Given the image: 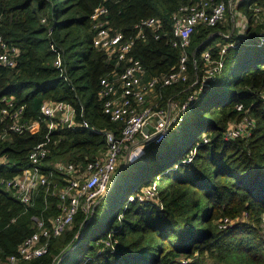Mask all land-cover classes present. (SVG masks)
Wrapping results in <instances>:
<instances>
[{
	"label": "trees",
	"instance_id": "trees-1",
	"mask_svg": "<svg viewBox=\"0 0 264 264\" xmlns=\"http://www.w3.org/2000/svg\"><path fill=\"white\" fill-rule=\"evenodd\" d=\"M195 1L107 0L106 19L126 37L137 34L135 27L144 19L162 21L160 39L147 30V38L133 48L148 76H160L177 69L182 58L172 46L171 17ZM100 3L0 0L2 36L19 49L15 67L0 66V112L5 99H12L15 107H24L26 121L40 120L44 103L63 101L76 109L78 122L90 125L50 128L44 121L0 140V156L7 161L0 165V264L38 231L35 219L51 229L62 204L59 196L40 188L32 204L25 205L2 180L31 168L30 153L42 145L48 154L41 173L62 186L67 176L57 164L84 167L96 161L108 149L105 130L118 134L121 127L104 114L99 96L101 79L123 66L93 44L91 15ZM237 10L246 18L243 33L235 30L224 37L231 26L229 31L222 23L199 26L187 49L188 80L159 91L165 101L194 93L200 86L193 85L196 76L205 66L203 53L210 50L217 60L223 46L236 44L227 50L217 80L197 94L184 123L173 127L162 143L148 145L141 156L119 166L113 187L92 213L79 210L72 225L48 240L44 255L18 264H264V43H258L264 32V0H241ZM58 56L61 65L56 64ZM238 105L248 110L256 127L248 138L226 140L229 127L245 115ZM10 122L0 118V132ZM195 149L193 161L184 163ZM156 179L163 209L128 200ZM226 219L232 225L220 228Z\"/></svg>",
	"mask_w": 264,
	"mask_h": 264
},
{
	"label": "built area",
	"instance_id": "built-area-1",
	"mask_svg": "<svg viewBox=\"0 0 264 264\" xmlns=\"http://www.w3.org/2000/svg\"><path fill=\"white\" fill-rule=\"evenodd\" d=\"M241 0H196L194 3L182 5L171 17L173 23L172 46L182 52L180 65L172 72L160 76H148L145 65L133 55V48L138 40L147 38L149 30L156 40L161 38L163 23L160 19L150 17L136 25L137 34L126 37L122 32L114 31L106 19L109 13L107 0H101L98 7L91 15L94 23L95 35L93 44L97 49L105 51L107 58L114 61L116 66H122L121 71L114 70L112 74L101 79L99 96L104 101L103 112L112 122L120 123L118 134L111 130H105L107 152L104 156L86 166H76L72 163L57 164L59 172L67 176L66 183L62 186L53 181L49 176L41 173L40 165L46 158L48 150L42 146H36L30 153L32 167L25 169L21 175L3 179L2 183L8 190L14 191L20 201L25 205L32 204L36 192L42 188L52 195L59 196L62 201L61 213L53 220V226L48 229L44 223L35 219L38 231L27 238L19 247L15 255L8 257L5 264H18L21 260L30 261L44 255L48 250V240L52 236H60L68 226L73 224L74 218L83 210L90 213L110 190L115 173L122 162L124 152L138 150L142 152L144 147L150 144L163 142L172 131L173 127L181 126L187 115L192 111L197 101V94L202 93L218 76L224 68V56L229 48H235V43H229L221 48L219 58H213L210 50L203 53L204 68L202 74L196 76L193 85L199 88L184 99L175 96L164 100L159 91L165 88L185 83L188 80L186 67L187 49L191 43V37L199 26L213 28L224 21L228 12ZM259 12V8H255ZM46 24V19L42 21ZM2 18L0 16V66L13 68L17 64L19 49L8 44L1 32ZM247 26V24H246ZM231 34L224 35L230 37ZM51 37V29L48 32ZM258 43H264V32H260ZM56 45L51 44L55 49ZM57 65L62 64L61 56L56 60ZM196 65V62H195ZM264 101V90L261 92ZM6 106L0 112L1 120L11 122L0 132V140H5L11 133L22 134L38 127L42 122H47L50 128L59 125L68 128H89L87 121L81 123L76 120V109L67 102H46L41 107V119L26 121L24 107H15L12 99H5ZM237 110L244 112V117L232 124L225 133L226 140L248 138L252 135L256 121L245 110L243 105H238ZM148 132L144 133V129ZM209 139L204 137L203 143ZM196 155V149L183 161L191 163ZM131 159V158H130ZM7 161L0 156V165ZM130 202L150 203L163 209L164 204L160 198L158 179L145 186L140 192L128 197ZM91 210V211H90ZM232 225L230 220L222 221L220 228ZM44 239V242L42 240ZM41 243V245H40ZM108 246L111 241H107ZM185 263V261H183Z\"/></svg>",
	"mask_w": 264,
	"mask_h": 264
},
{
	"label": "rangeland",
	"instance_id": "rangeland-1",
	"mask_svg": "<svg viewBox=\"0 0 264 264\" xmlns=\"http://www.w3.org/2000/svg\"><path fill=\"white\" fill-rule=\"evenodd\" d=\"M222 24H223V27L227 30V31H229V28H230V26H231V29H232V27L233 26H235V29H236V31L238 32V33H243V29H244V26L246 25V18H245V16L241 13V12H239L235 7H233V10H232V12L230 13V12H228L227 13V16H226V18L224 19V21L222 22ZM230 34H231V31H230ZM229 34V35H230ZM228 35V36H229ZM213 92V90L210 92V93H212ZM168 138V137H167ZM166 138V139H167ZM165 139V140H166ZM162 143V142H161ZM154 144H156V143H154ZM157 144H159V143H157ZM145 148L146 147H144L143 148V150H142V152L140 153V152H138V150H136V151H134V150H130V152H128L127 150L124 152V155H123V157H122V162H121V164H120V166L121 165H125V163H126V160H127V155H129L130 156V158H137V157H139V156H141L142 155V153L144 152V150H145ZM128 152V153H127ZM131 160V159H130ZM119 168V167H118ZM111 189V188H110ZM110 191V190H109ZM94 205H97V203H94ZM95 207V206H94ZM91 211V210H90ZM90 213H92V211L90 212Z\"/></svg>",
	"mask_w": 264,
	"mask_h": 264
},
{
	"label": "water",
	"instance_id": "water-1",
	"mask_svg": "<svg viewBox=\"0 0 264 264\" xmlns=\"http://www.w3.org/2000/svg\"><path fill=\"white\" fill-rule=\"evenodd\" d=\"M148 132V128H145L144 129V133H147ZM130 161V156L127 155V160H126V163H125V166L129 163ZM118 174L114 177L113 181H112V185H111V188L113 187L115 181H116V178H117Z\"/></svg>",
	"mask_w": 264,
	"mask_h": 264
},
{
	"label": "crops",
	"instance_id": "crops-1",
	"mask_svg": "<svg viewBox=\"0 0 264 264\" xmlns=\"http://www.w3.org/2000/svg\"><path fill=\"white\" fill-rule=\"evenodd\" d=\"M128 153V152H127Z\"/></svg>",
	"mask_w": 264,
	"mask_h": 264
}]
</instances>
